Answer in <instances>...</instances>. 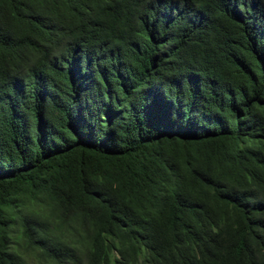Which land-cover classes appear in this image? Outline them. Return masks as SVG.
<instances>
[{
	"label": "trees",
	"instance_id": "16d2710c",
	"mask_svg": "<svg viewBox=\"0 0 264 264\" xmlns=\"http://www.w3.org/2000/svg\"><path fill=\"white\" fill-rule=\"evenodd\" d=\"M264 264V0H0V264Z\"/></svg>",
	"mask_w": 264,
	"mask_h": 264
},
{
	"label": "rangeland",
	"instance_id": "374dc122",
	"mask_svg": "<svg viewBox=\"0 0 264 264\" xmlns=\"http://www.w3.org/2000/svg\"><path fill=\"white\" fill-rule=\"evenodd\" d=\"M34 258V264H40V262H44L43 258L41 256H39V254L35 253Z\"/></svg>",
	"mask_w": 264,
	"mask_h": 264
}]
</instances>
